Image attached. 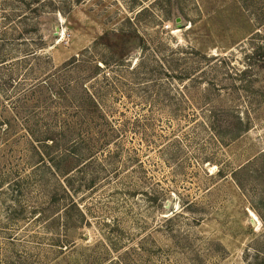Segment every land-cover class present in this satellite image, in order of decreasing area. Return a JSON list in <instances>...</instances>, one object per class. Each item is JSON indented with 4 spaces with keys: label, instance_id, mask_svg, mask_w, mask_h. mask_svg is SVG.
<instances>
[{
    "label": "rangeland",
    "instance_id": "374dc122",
    "mask_svg": "<svg viewBox=\"0 0 264 264\" xmlns=\"http://www.w3.org/2000/svg\"><path fill=\"white\" fill-rule=\"evenodd\" d=\"M2 60L0 264H264V0H0Z\"/></svg>",
    "mask_w": 264,
    "mask_h": 264
},
{
    "label": "trees",
    "instance_id": "16d2710c",
    "mask_svg": "<svg viewBox=\"0 0 264 264\" xmlns=\"http://www.w3.org/2000/svg\"><path fill=\"white\" fill-rule=\"evenodd\" d=\"M21 1L23 2L25 0H20V2ZM28 1L33 2V0H28ZM29 58H33V51L28 50V52H26L22 60H24V62L27 63L29 62ZM6 62L7 61L2 60V62H0V67H2L3 65H6L5 64ZM34 88H36V86L31 84V87L29 88V90L33 91ZM0 89H1V85H0ZM86 95L92 101V104H93L92 108L94 107L96 112H98L101 120H105V117H107L108 115L110 116V114H108L110 112H108L106 110V106H104L105 104L89 88H86ZM87 107L90 108V106H87ZM67 126L68 124L64 123L63 128L60 126L57 127L56 129H60L61 132L55 133L52 131L53 139H43L42 142L45 143L48 148H52V150H54L52 154H48L49 162H47L48 164L47 167H49L50 170H52V173L58 178L64 175L65 180L70 181V174L72 173L71 170L70 172H67V171L65 172L64 170L65 169L64 165L66 163V160H68L69 158L78 156V153L80 155V151L83 148L85 149V148H91V147L85 145L86 139L84 141L82 136H78V138H71V137L66 136L68 134L66 133ZM105 137L106 136L103 137L102 141H105ZM48 140L52 141L51 145L48 144ZM81 144H84V146ZM109 145L110 144H108V146ZM92 147L95 149V146H92ZM41 162H43V164L46 163L45 159ZM78 171L79 169L77 170V172ZM67 194L70 197H72L71 192L68 191ZM72 206L77 207L79 209V207L74 203V201H72Z\"/></svg>",
    "mask_w": 264,
    "mask_h": 264
},
{
    "label": "water",
    "instance_id": "95a60500",
    "mask_svg": "<svg viewBox=\"0 0 264 264\" xmlns=\"http://www.w3.org/2000/svg\"><path fill=\"white\" fill-rule=\"evenodd\" d=\"M252 223L254 224L255 222H254V221H252Z\"/></svg>",
    "mask_w": 264,
    "mask_h": 264
},
{
    "label": "bare ground",
    "instance_id": "6f19581e",
    "mask_svg": "<svg viewBox=\"0 0 264 264\" xmlns=\"http://www.w3.org/2000/svg\"><path fill=\"white\" fill-rule=\"evenodd\" d=\"M256 218V217H255Z\"/></svg>",
    "mask_w": 264,
    "mask_h": 264
}]
</instances>
